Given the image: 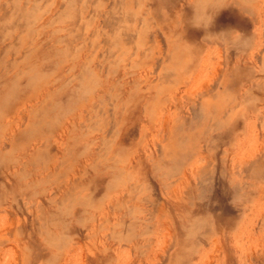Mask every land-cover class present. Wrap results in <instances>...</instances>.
I'll list each match as a JSON object with an SVG mask.
<instances>
[{"label":"rangeland","instance_id":"374dc122","mask_svg":"<svg viewBox=\"0 0 264 264\" xmlns=\"http://www.w3.org/2000/svg\"><path fill=\"white\" fill-rule=\"evenodd\" d=\"M182 1L0 0V264H264V0Z\"/></svg>","mask_w":264,"mask_h":264},{"label":"crops","instance_id":"0c3cea01","mask_svg":"<svg viewBox=\"0 0 264 264\" xmlns=\"http://www.w3.org/2000/svg\"><path fill=\"white\" fill-rule=\"evenodd\" d=\"M189 0H184L182 1L179 5L178 8L184 9L186 7H189V9L191 10V17L192 19H194L193 17H195L196 15H201L203 12L200 11L197 12V10L193 7V4L188 2ZM210 1V6L208 8V13L206 16H208V18H211V21L209 23H211V25H218L220 27V30L223 28V31L229 30V29H233L236 32H240L243 33L245 36L243 38V40H248V36H247V26H254L255 23H258V25L262 24V17L261 14L258 16V20H257V15L255 13L254 15V19L251 20H246L244 14V9L243 7H239V4L241 3V5H244L246 3L249 2V0H209ZM176 8V7H175ZM221 9H224L223 11ZM205 16V17H206ZM216 29H212V32H216ZM219 30V29H218ZM256 31V32H255ZM254 33H255V42L258 40L259 36H257V28L254 29ZM250 39V38H249ZM251 40V39H250ZM256 43H254V45H252L250 48V56L252 57H256L255 53H256V47L255 46ZM245 46V44H244ZM248 46V45H247ZM246 82V80H245ZM227 85V84H226ZM203 102L200 103V106H203ZM201 108H199L200 111ZM203 109V108H202ZM201 109V111H202ZM233 108H230L229 111H233Z\"/></svg>","mask_w":264,"mask_h":264},{"label":"bare ground","instance_id":"6f19581e","mask_svg":"<svg viewBox=\"0 0 264 264\" xmlns=\"http://www.w3.org/2000/svg\"><path fill=\"white\" fill-rule=\"evenodd\" d=\"M111 23V22H110ZM114 25V24H113ZM259 49V48H258ZM261 51H259V53H260ZM202 103V102H201ZM203 103H205V102H203ZM202 106V105H201ZM204 106V105H203ZM204 109V108H203ZM3 252V251H2Z\"/></svg>","mask_w":264,"mask_h":264}]
</instances>
